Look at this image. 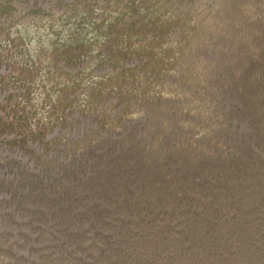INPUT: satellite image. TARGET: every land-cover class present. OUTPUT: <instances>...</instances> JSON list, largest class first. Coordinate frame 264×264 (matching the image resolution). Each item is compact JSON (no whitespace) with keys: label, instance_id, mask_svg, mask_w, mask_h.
Returning a JSON list of instances; mask_svg holds the SVG:
<instances>
[{"label":"rangeland","instance_id":"374dc122","mask_svg":"<svg viewBox=\"0 0 264 264\" xmlns=\"http://www.w3.org/2000/svg\"><path fill=\"white\" fill-rule=\"evenodd\" d=\"M171 1L0 0V264L264 248V0Z\"/></svg>","mask_w":264,"mask_h":264},{"label":"water","instance_id":"95a60500","mask_svg":"<svg viewBox=\"0 0 264 264\" xmlns=\"http://www.w3.org/2000/svg\"><path fill=\"white\" fill-rule=\"evenodd\" d=\"M200 1V0H199ZM216 1H218V0H216ZM167 2H168V5L166 6L165 4H163L162 3V5H159V4H155L154 5V10L155 11H153V12H155V13H153L152 15H154V14H157L160 18H169V17H172L173 15V17H175V11H176V9H174V8H172L171 6L173 5L174 6V2L173 3H171L172 1L171 0H167ZM167 2H166V4H167ZM170 2V3H169ZM212 2H215V0H212ZM170 5V6H169ZM166 6V7H165ZM175 10V11H174ZM177 13V12H176ZM151 17H153V16H151ZM150 17V18H151ZM61 28V27H60ZM75 30H78L77 28L75 29ZM82 28H81V34L79 35V36H76V37H73L72 36V34H70V32H68L67 34H63V31H60V33L59 34H63V35H65L66 36V39H71V40H73L72 42H77V43H82V42H79V40H81L82 38H83V36H82ZM86 32V31H85ZM18 33V32H17ZM19 34V33H18ZM70 34V35H69ZM72 36V37H71ZM131 39L133 40L134 39V37H131ZM24 40H25V38H24ZM136 42V41H135ZM83 44H88V41H86L85 43H83ZM96 47H98V46H96ZM53 54H56L55 53V44H54V46H53ZM45 57V56H44ZM54 57V56H53ZM38 58V56L36 55L35 56V59L36 60H38L37 59ZM40 60V59H39ZM38 62V61H37ZM40 62H41V60H40ZM53 63H55V60L53 61ZM2 67V66H1ZM61 66L58 64L57 65V68H60ZM90 70V69H89ZM86 71H88V70H86ZM17 73H19L20 71L19 70H17L16 71ZM40 73V72H39ZM89 73H92V69L89 71V72H86L85 74H88L89 75ZM41 74V73H40ZM51 74H53V71H52V73ZM44 78L43 79H45V81H44V83L46 84V87L49 89L50 87H49V85H48V83H47V80H46V78H45V76H43ZM95 78V77H94ZM105 79V78H104ZM52 83V82H51ZM54 87V86H53ZM105 88V87H104ZM106 89V88H105ZM69 91V90H68ZM57 92H59V91H57ZM48 93H51L50 92V89H49V92ZM66 93H68L67 92V90H66V92H65V94ZM50 96H51V98L50 99H46V101H44V102H41L42 103V106H43V108L44 109H46L45 111H47L48 109H52L54 112H53V114H52V116H53V119H56L57 118V112H59L58 114H60V116H61V109L63 108V106H64V104H62L61 105V107H59L57 104H58V102H56V100L54 99V97L50 94ZM44 98V97H43ZM46 98V97H45ZM64 97H62V95L60 94L59 95V102L60 103H63L62 101V99H63ZM48 100V101H47ZM33 104L34 105H36L35 104V101H33ZM32 104V105H33ZM67 108V107H66ZM44 111V112H45ZM35 116H37V117H33V122H34V124L37 122V120H40L39 118H38V114H35ZM40 117V116H39ZM49 121V120H48ZM46 123V122H45ZM163 126H165V124L163 125ZM99 131H98V129L96 128L95 129V133H98ZM94 134V131L92 130V135ZM243 231L244 232H246L245 231V229H243ZM248 258H249V260H247V264H264V248H262L261 249V251L259 252L258 250H255V248H250L249 249V251H248Z\"/></svg>","mask_w":264,"mask_h":264},{"label":"bare ground","instance_id":"6f19581e","mask_svg":"<svg viewBox=\"0 0 264 264\" xmlns=\"http://www.w3.org/2000/svg\"><path fill=\"white\" fill-rule=\"evenodd\" d=\"M31 24H33V23H30V24H29V29H30V31L32 32V31H33L34 29H36V28H34L33 25H31ZM46 43H48V42H46Z\"/></svg>","mask_w":264,"mask_h":264}]
</instances>
